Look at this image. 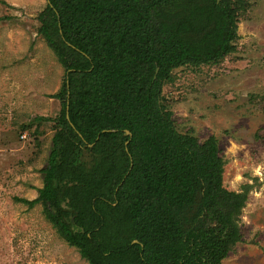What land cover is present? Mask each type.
<instances>
[{
  "label": "trees",
  "instance_id": "trees-1",
  "mask_svg": "<svg viewBox=\"0 0 264 264\" xmlns=\"http://www.w3.org/2000/svg\"><path fill=\"white\" fill-rule=\"evenodd\" d=\"M245 0H49L39 33L66 70L43 186L29 207L89 264H223L249 190L217 138L180 132L163 87L237 49ZM35 116L34 119H42ZM127 130L129 133H127Z\"/></svg>",
  "mask_w": 264,
  "mask_h": 264
},
{
  "label": "rangeland",
  "instance_id": "rangeland-1",
  "mask_svg": "<svg viewBox=\"0 0 264 264\" xmlns=\"http://www.w3.org/2000/svg\"><path fill=\"white\" fill-rule=\"evenodd\" d=\"M237 49L213 65L176 67L163 87L180 132L214 135L224 184L249 190L242 239L223 264H264V0H245ZM48 0H0V264H89L34 199L56 131L66 70L39 33ZM42 119H34L35 116Z\"/></svg>",
  "mask_w": 264,
  "mask_h": 264
},
{
  "label": "water",
  "instance_id": "water-1",
  "mask_svg": "<svg viewBox=\"0 0 264 264\" xmlns=\"http://www.w3.org/2000/svg\"><path fill=\"white\" fill-rule=\"evenodd\" d=\"M49 1V0H48ZM127 133H129V131L127 130Z\"/></svg>",
  "mask_w": 264,
  "mask_h": 264
}]
</instances>
